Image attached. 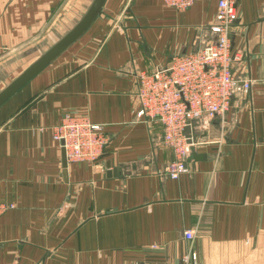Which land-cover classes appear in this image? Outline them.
Segmentation results:
<instances>
[{
  "label": "crops",
  "instance_id": "obj_1",
  "mask_svg": "<svg viewBox=\"0 0 264 264\" xmlns=\"http://www.w3.org/2000/svg\"><path fill=\"white\" fill-rule=\"evenodd\" d=\"M92 0H0V90ZM218 0H106L87 31L0 107V264H264V0H239L229 109L195 121L188 171L157 121L138 116L137 74L215 39ZM41 55V54H40ZM66 112L104 125L96 161L63 164ZM193 229L194 237L185 231Z\"/></svg>",
  "mask_w": 264,
  "mask_h": 264
},
{
  "label": "built area",
  "instance_id": "obj_2",
  "mask_svg": "<svg viewBox=\"0 0 264 264\" xmlns=\"http://www.w3.org/2000/svg\"><path fill=\"white\" fill-rule=\"evenodd\" d=\"M164 1L185 10L197 0ZM238 13L239 0H218L215 21L210 25L214 40L197 50L173 55L164 66L137 74L138 116L161 123L163 141L174 154L168 165L172 178L188 171V158L202 143L195 121L225 113L235 95L251 88L252 79L241 80L234 72V64L242 57L233 50L231 37ZM53 137L65 148L68 162L96 161L108 143L104 125L82 112H66L55 126ZM14 205L0 202V214ZM185 236L193 238V229H187ZM181 264H199L197 253L186 251Z\"/></svg>",
  "mask_w": 264,
  "mask_h": 264
},
{
  "label": "water",
  "instance_id": "obj_3",
  "mask_svg": "<svg viewBox=\"0 0 264 264\" xmlns=\"http://www.w3.org/2000/svg\"><path fill=\"white\" fill-rule=\"evenodd\" d=\"M106 0H92L82 17L57 41L41 53L27 68L21 71L14 79L0 90V107L16 92L25 86L32 78L52 63L62 52L78 40L102 13ZM63 164L66 167L68 160L66 150L62 147Z\"/></svg>",
  "mask_w": 264,
  "mask_h": 264
},
{
  "label": "rangeland",
  "instance_id": "obj_4",
  "mask_svg": "<svg viewBox=\"0 0 264 264\" xmlns=\"http://www.w3.org/2000/svg\"><path fill=\"white\" fill-rule=\"evenodd\" d=\"M49 46H50V45H48V47H49ZM42 52H44V50H43V51H41V52H40V54H41ZM40 54H39V55H40Z\"/></svg>",
  "mask_w": 264,
  "mask_h": 264
}]
</instances>
